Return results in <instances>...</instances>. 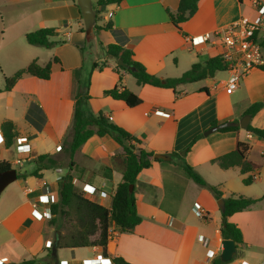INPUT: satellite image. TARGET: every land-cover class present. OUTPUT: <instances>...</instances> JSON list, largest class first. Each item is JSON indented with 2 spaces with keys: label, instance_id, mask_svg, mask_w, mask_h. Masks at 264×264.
<instances>
[{
  "label": "crops",
  "instance_id": "obj_1",
  "mask_svg": "<svg viewBox=\"0 0 264 264\" xmlns=\"http://www.w3.org/2000/svg\"><path fill=\"white\" fill-rule=\"evenodd\" d=\"M178 1L121 0L107 5L100 23L112 20L113 30L94 29L95 37L86 41L80 30L81 13L73 0H0V77L11 75L21 63L26 66L32 59L40 65L51 61L49 79L25 73L10 90L1 84L0 161L23 172L32 169L36 155L51 153L60 165L42 170L41 177L17 176L0 193V264L30 259H40L38 264H83L84 259L113 256L132 264H212L221 251V210L213 194L185 173L181 159L169 154L172 152L183 157L207 183L216 185L222 197L235 193L256 198L264 194V139L240 127L203 134L212 121H238L249 105L263 104L264 70L251 69L234 89L226 87L228 75L224 71L172 89L137 84L127 72H117V60L104 54L102 47L123 38L124 45L149 73L178 77L193 63L218 53L217 44L192 46L190 39L221 29L241 16L258 17L255 0H199L194 14L178 28L167 12H175ZM8 25L24 38L36 28L54 27L55 39L65 42L49 48L26 44L6 36ZM258 34L259 38L264 36V27ZM102 60L106 64L94 68L89 78L90 109L103 111L112 122L139 138L143 148L170 158L153 157L151 165L137 174L134 195L141 221L129 232H121L111 223L113 237L108 239L106 256L97 246L57 248L51 261L46 257L47 247L53 246L59 230L45 213L68 170V155L60 147L71 138L79 78L91 63ZM117 84L135 93L141 102L130 107L103 94ZM4 120L12 121L17 131L8 147L1 130ZM248 123L264 129V104ZM198 133L202 136L185 151ZM238 140L249 144L247 159L259 166L250 184L242 182L248 173L242 174L238 166L225 169L211 161L233 150ZM120 153L111 137L94 134L73 155L71 174L76 185L89 199L106 207L121 180ZM194 205L201 215L195 214ZM226 220L240 228L243 241L236 243L234 256L221 264H260L264 259V199Z\"/></svg>",
  "mask_w": 264,
  "mask_h": 264
},
{
  "label": "trees",
  "instance_id": "obj_2",
  "mask_svg": "<svg viewBox=\"0 0 264 264\" xmlns=\"http://www.w3.org/2000/svg\"><path fill=\"white\" fill-rule=\"evenodd\" d=\"M76 3V0H73ZM121 0H94L92 7L95 13V30H113L112 20L104 22L100 21L101 13L107 5L118 4ZM199 0H179L178 7L175 12L167 9L171 22L178 28L189 17H191L197 9ZM78 6V5H77ZM84 32V26L80 28ZM57 31L54 27H39L28 31L25 34L26 41L29 44L52 47L59 43L65 42L64 39L57 40ZM124 39L120 41L101 46L104 49L106 57L121 59L122 64H116L115 70L119 72L123 70L130 74L139 85H152L156 87H166L175 89L181 83H190L203 80L207 77H212L216 72L224 71L226 65L222 58L218 55H213L204 62H195L189 69L184 71L178 77L162 78L149 73L145 66L133 57V51L124 45ZM262 46L264 36L259 38ZM83 50V46H81ZM53 60L58 61L57 57ZM106 64L105 60L99 63H91L88 69H85L83 75L79 78L78 90L74 96L73 117L71 127V138L61 145L68 155V170L59 180V188L56 199L50 203L49 210L51 213L50 223L55 225L59 230V236L55 249L57 248H77L86 246H97L101 249L103 256H106V245L108 242V230L111 223H114L121 232H129L133 230L141 221V217L136 210V200L134 195V186L136 184L137 174L148 168L153 160V151L147 150L141 146L142 141L132 133L128 132L121 126L112 122L107 114L99 110L93 112L89 105L90 98L88 87L89 78L94 68H102ZM82 68V67H81ZM84 69V66H83ZM260 69L264 70V66ZM28 73L40 79H49L51 74V61L44 65L37 63L36 59H32L26 66L14 71L11 75L4 77V89L10 90L23 74ZM104 95H108L114 99L123 100L128 106L132 107L141 102L140 97L127 89L121 84L106 89ZM262 102H254L249 105L244 114L253 116L261 107ZM217 121L211 122L212 125ZM253 136L264 139V129L254 127L247 124L244 128ZM1 130L3 133L4 144L8 147L11 145L17 131L14 124L10 120L1 122ZM239 130V126L223 127L220 131ZM109 136L121 148V180L117 183L115 191L111 198L109 207L99 204L85 196L84 191L78 187L71 174L74 164V152L92 135ZM202 133H198L192 137L185 147L188 151L192 144L200 137ZM249 144L238 140L235 148L227 153L219 155L212 159L213 163H217L221 168H229L238 166L242 174H246L242 178L244 184H250L255 179V174L259 168L258 165L250 162L247 159ZM170 155H176L181 159L180 165L185 173L199 186L207 188L215 197V199H223V210L221 215L228 218L235 212L242 211L259 200L264 199V194L260 197H246L231 193L226 197H222V192L216 185L209 184L205 179L190 165L183 157L172 152ZM58 160L51 153H42L35 156L33 159V167L29 171H17V176H35L41 177L42 170L59 167ZM10 164L6 161H0V171L10 168ZM133 184V191H129V185ZM222 238L234 240L237 244L242 243L243 236L240 228L233 222L226 220L224 225L220 227ZM47 259L55 257L53 246L47 247ZM50 261V260H49ZM113 264H132L126 261L121 256L111 257ZM40 259L22 260L19 264H38ZM222 261L216 257L212 264H221Z\"/></svg>",
  "mask_w": 264,
  "mask_h": 264
},
{
  "label": "built area",
  "instance_id": "obj_3",
  "mask_svg": "<svg viewBox=\"0 0 264 264\" xmlns=\"http://www.w3.org/2000/svg\"><path fill=\"white\" fill-rule=\"evenodd\" d=\"M255 4L258 12L257 18L252 19L247 16H241L237 21L221 29L205 32L200 35L198 39L192 38L189 40L192 46L207 42L218 45L217 55L222 58L226 65L224 72H226L228 76L225 85L229 89L236 88L239 81L245 77L251 69H260L264 66V54L258 34L259 30L264 27V3H259L258 0H255ZM16 162L20 163L19 160ZM256 176L257 174H255V177ZM100 195L105 196V193L101 192ZM37 199L42 200V197L38 196ZM193 209L196 215H201L198 206L194 205ZM33 212H35V210H33ZM45 216L51 217L50 210L45 213ZM111 237H113V232L109 229L108 238ZM82 262L83 264H113L111 259L108 258L84 259ZM61 263L64 264L65 262ZM260 264H264V259Z\"/></svg>",
  "mask_w": 264,
  "mask_h": 264
},
{
  "label": "water",
  "instance_id": "obj_4",
  "mask_svg": "<svg viewBox=\"0 0 264 264\" xmlns=\"http://www.w3.org/2000/svg\"><path fill=\"white\" fill-rule=\"evenodd\" d=\"M76 3L79 7L81 17L83 20V26H84V36L86 41H90L95 37L94 33V23H95V13L92 7V0H76ZM118 65L122 64L121 59H117L116 62ZM264 104V101H263ZM250 119L249 114H244L238 121H224L222 123H218L215 125H212L208 127L205 131H203V134H208L210 132H214L216 130H220L223 127H229V126H239L240 128H245L246 125L248 124ZM185 151L181 152V155H184ZM154 158H159V159H169V156L159 154V153H154L153 154ZM17 170L13 167H10L6 170L0 171V193L2 190L11 182H13L17 178ZM129 191H133V184L129 185ZM217 205L219 209L222 211L223 210V199L219 198L217 199ZM221 223L224 225L226 223V217L221 218ZM56 239L53 243V249L55 252V247L54 245L57 242L59 232L56 233ZM237 251L236 247V242L232 239L229 238H223L221 239V251L219 254V258L222 262H227L229 261L234 254ZM10 264H15V263H10Z\"/></svg>",
  "mask_w": 264,
  "mask_h": 264
},
{
  "label": "rangeland",
  "instance_id": "obj_5",
  "mask_svg": "<svg viewBox=\"0 0 264 264\" xmlns=\"http://www.w3.org/2000/svg\"><path fill=\"white\" fill-rule=\"evenodd\" d=\"M10 27H9V25L7 26V28L5 29L6 30V36L7 37H11V39H15V40H17V39H22V41H24V43H26L27 44V42H26V38H24V37H22V36H20V35H18L17 33H16V31L13 29V30H11V29H9ZM3 30V29H2ZM40 49H45V48H42V47H39ZM97 54H100V52L99 51H97ZM3 61V60H2ZM1 62V61H0ZM4 62V61H3ZM2 64V63H1ZM16 64H18V63H16ZM20 64V63H19ZM23 64H26V63H21L19 66L20 67H23V66H25V65H23ZM19 67V68H20ZM4 83V78H3V76H1L0 77V86H1V84H3ZM1 102H3V99L2 100H0ZM61 151H64L63 149H61ZM253 151H258L257 149L256 150H253ZM18 170V169H17ZM19 171V170H18Z\"/></svg>",
  "mask_w": 264,
  "mask_h": 264
}]
</instances>
